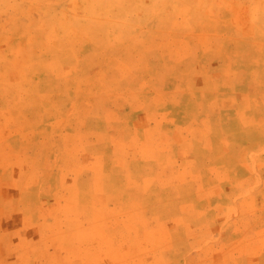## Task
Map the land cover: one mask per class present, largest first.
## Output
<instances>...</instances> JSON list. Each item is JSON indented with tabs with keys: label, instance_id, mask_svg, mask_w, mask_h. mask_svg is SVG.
Segmentation results:
<instances>
[{
	"label": "rangeland",
	"instance_id": "obj_1",
	"mask_svg": "<svg viewBox=\"0 0 264 264\" xmlns=\"http://www.w3.org/2000/svg\"><path fill=\"white\" fill-rule=\"evenodd\" d=\"M0 264H264V0H0Z\"/></svg>",
	"mask_w": 264,
	"mask_h": 264
}]
</instances>
